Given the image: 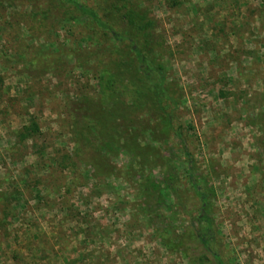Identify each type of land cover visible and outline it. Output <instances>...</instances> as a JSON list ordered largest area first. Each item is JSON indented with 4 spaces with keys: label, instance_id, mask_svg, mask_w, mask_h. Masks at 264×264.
Instances as JSON below:
<instances>
[{
    "label": "rangeland",
    "instance_id": "rangeland-1",
    "mask_svg": "<svg viewBox=\"0 0 264 264\" xmlns=\"http://www.w3.org/2000/svg\"><path fill=\"white\" fill-rule=\"evenodd\" d=\"M134 1L155 21L159 61L180 95L177 134L162 136L155 110L131 107L125 93L126 113L104 119L95 72L117 59L130 83L126 44L44 0H0V264H189L156 233L184 225L186 243L196 241L187 152L214 217L208 249L192 254L264 258V0ZM85 115L115 143L80 144L74 123ZM31 118L38 131L23 138ZM169 168L176 193L144 212L142 178Z\"/></svg>",
    "mask_w": 264,
    "mask_h": 264
},
{
    "label": "trees",
    "instance_id": "trees-1",
    "mask_svg": "<svg viewBox=\"0 0 264 264\" xmlns=\"http://www.w3.org/2000/svg\"><path fill=\"white\" fill-rule=\"evenodd\" d=\"M48 5L63 8V13L68 19L83 17L86 22L96 28L107 31L111 36L129 47L131 61L129 67L133 69L134 78L130 83L124 82L119 74L123 71L122 63L113 59L110 66L101 64L95 72L96 87L99 93L100 106L104 110V119L113 121L117 119V112L121 111L118 107L119 96L125 93L131 97V107H142L149 105L153 108L159 119V133L166 136L170 131L178 133L173 126V117L177 108L180 95L177 87L169 78L163 62L159 61L158 46L160 43L155 41L154 28L155 21L148 15V11L134 0H93V6H89L78 0H44ZM157 47V48H156ZM125 63V62H124ZM129 63V62H128ZM124 65V64H123ZM264 105V104H263ZM129 106V108L131 109ZM128 108V109H129ZM127 110V109H126ZM253 109L247 108V117L253 118ZM121 115L125 110L119 112ZM76 137L79 143L86 147L95 148L103 151L115 141L114 137L104 138L105 133L101 130L96 121L91 117L82 116L76 120ZM38 131V126L31 118L29 123L24 126L20 135L23 138L31 137ZM127 145L128 152L135 154L136 149ZM189 157L185 171L190 175V183L193 193L200 201L197 221L198 235L195 243L191 241V229L188 226L180 225L171 232L169 228L156 226V233L163 239V244L170 249H176L189 264H211L204 255L194 256L192 250L195 245L207 248V241L212 233L214 217L211 214L212 205L209 194L205 192L199 184L191 177L194 160L192 155L187 152ZM178 174L173 168H169L162 173V176L145 175L141 180V190L144 212L153 213L164 205L165 197L176 193ZM181 231L177 234V231ZM213 258H218L214 255ZM220 264V262H218Z\"/></svg>",
    "mask_w": 264,
    "mask_h": 264
},
{
    "label": "crops",
    "instance_id": "crops-1",
    "mask_svg": "<svg viewBox=\"0 0 264 264\" xmlns=\"http://www.w3.org/2000/svg\"><path fill=\"white\" fill-rule=\"evenodd\" d=\"M247 264H264V258H250L246 260Z\"/></svg>",
    "mask_w": 264,
    "mask_h": 264
}]
</instances>
